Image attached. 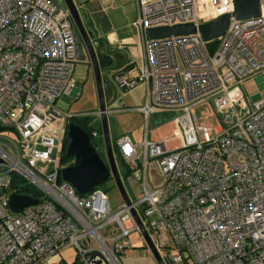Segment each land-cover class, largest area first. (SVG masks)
Instances as JSON below:
<instances>
[{
    "label": "built area",
    "instance_id": "1",
    "mask_svg": "<svg viewBox=\"0 0 264 264\" xmlns=\"http://www.w3.org/2000/svg\"><path fill=\"white\" fill-rule=\"evenodd\" d=\"M232 8V0H136L142 63L138 74L119 71L115 78L125 89L145 84L138 107L144 136L137 141L124 132L114 142L128 170L125 181L137 180L141 195L113 206L100 184L80 194L60 174L74 113L53 100L77 85L78 33L70 10L55 0H0V125L6 127L0 130V264H46L69 245L77 264H123L127 236L140 230L134 211L172 263L264 264V96L250 100L242 86L244 78L264 74V0L259 16L232 17L212 50V39L199 31L146 34L151 26L198 24ZM202 102L212 104L216 124L204 111L199 121L193 108ZM157 114L177 121L182 145L169 148L165 139L149 137ZM91 135L103 137L96 128ZM38 159L52 163L48 171ZM151 162L159 184L149 174ZM13 174L43 193L19 212L7 204Z\"/></svg>",
    "mask_w": 264,
    "mask_h": 264
},
{
    "label": "water",
    "instance_id": "2",
    "mask_svg": "<svg viewBox=\"0 0 264 264\" xmlns=\"http://www.w3.org/2000/svg\"><path fill=\"white\" fill-rule=\"evenodd\" d=\"M59 5H65L71 13L72 20L77 29V48L79 61L85 62L88 69L92 70L96 83L98 95L97 113L100 118L101 132L104 141V149L107 160L100 155L90 139L89 133L77 123L70 121L67 124L65 144L66 155L74 156L71 164H67L60 169L61 177L69 181L78 193L84 194L96 185L112 178L117 186L122 198L129 202V197L125 190L120 174L118 172L116 160L113 153L109 128L107 123L106 100L111 95V82L107 74L114 65H120L116 58L122 57L121 53L113 52L101 40L95 37L91 26L88 27L81 16V10L74 0H55ZM262 0H232L233 8L229 12L222 13L208 20L196 24L193 21L176 22L172 24H162L148 27L147 37H165L194 33L199 31L204 39H215L224 34L232 17L245 19L257 17L261 13ZM115 74L112 73V75ZM57 99L53 100V104ZM52 115H59L53 107L48 109ZM39 198L32 194L18 193L12 191L7 199V204L12 212H19L29 204L37 203ZM134 216L139 224L140 230L145 238L146 244L158 264H165L159 252L155 249L151 239L137 213Z\"/></svg>",
    "mask_w": 264,
    "mask_h": 264
},
{
    "label": "rangeland",
    "instance_id": "3",
    "mask_svg": "<svg viewBox=\"0 0 264 264\" xmlns=\"http://www.w3.org/2000/svg\"><path fill=\"white\" fill-rule=\"evenodd\" d=\"M114 66L110 70L108 78L111 82V95L105 104L109 111L106 112L107 123L109 128L110 138H113L123 132L131 134L134 140L140 141L144 136V116L141 111L138 110L139 106H142L145 100L146 86L144 83H139L130 88H123L118 85L115 78ZM139 67L136 66L130 74H138ZM74 78L77 80V85L73 88L70 94L64 95L58 98L56 104L62 108L69 110L70 113L77 114H90L95 116V120L101 127L100 118L97 113L99 106L98 95L96 90V83L92 70L88 69V65L85 62L77 61L75 63ZM242 86L247 97L252 100L264 96V74L259 72L257 74L246 77L242 80ZM194 111L199 116V121L203 120L204 111L206 113V119L212 124L218 122V117L214 111V108L210 102H202L194 106ZM151 130L149 137L152 140L165 139V144L169 148L182 145V139L178 136V124L174 118L162 121L161 116H152ZM11 134H14L11 132ZM100 151L107 160L105 149L102 144H99ZM115 160L120 175L122 174V165L118 158L117 150L114 147ZM74 159V156L66 155V149H64V157L62 164L66 165ZM38 167L43 171H48L52 163L41 159L36 161ZM149 174L155 184H159L162 181V176L158 172L154 162L150 163ZM124 186L127 190L129 198L136 200L141 195V185L137 180L125 181ZM100 187L106 189L108 196L115 206L121 201V194L115 185L112 178L103 182ZM126 226H132L131 219L124 220ZM131 246H129L122 254L127 257L130 264H158L151 254L145 238L139 229H133L128 234ZM163 253V252H162ZM165 264H182L172 263L168 257H164ZM76 260V249L73 245L66 246L60 252H56L50 255L45 263L46 264H69ZM123 264H126L122 261Z\"/></svg>",
    "mask_w": 264,
    "mask_h": 264
},
{
    "label": "crops",
    "instance_id": "4",
    "mask_svg": "<svg viewBox=\"0 0 264 264\" xmlns=\"http://www.w3.org/2000/svg\"><path fill=\"white\" fill-rule=\"evenodd\" d=\"M74 2L81 10L84 22L88 27H92L95 37L113 52L122 54L121 59L116 58V62L121 61V64L114 65V72L125 71L129 75H134L130 72L136 66L140 68L143 59V36L134 23L136 0H74ZM123 262L130 264L126 256Z\"/></svg>",
    "mask_w": 264,
    "mask_h": 264
},
{
    "label": "trees",
    "instance_id": "5",
    "mask_svg": "<svg viewBox=\"0 0 264 264\" xmlns=\"http://www.w3.org/2000/svg\"><path fill=\"white\" fill-rule=\"evenodd\" d=\"M218 42H219V39L218 38H215V39L210 40L209 41V47H210V49L211 50L214 49V47H216V45L218 44ZM156 116H160V114H157ZM161 117H162V121H165L167 119H170L167 116H161ZM70 121H73V122L77 123L78 125H80L81 127H83L89 133L91 142L96 147V149L98 150V152L100 153V155L103 157V155H102V153H101V151L99 149L100 147L97 146L98 142H100L99 144H102L101 140H103V137L102 138H94L91 135L92 130L95 129V128L98 129V131L100 133H102L101 132V127L99 126V124L95 120V116L94 115H90V114H80V113L77 114V113H74L70 117ZM3 129H6V127L0 125V130H3ZM114 138H113V140L111 139L113 153H114V147L116 148L115 142H114ZM64 149H66V144H64V147H63V150H62L61 161H63ZM117 154H118V158H119V160L121 162V165H122V174L120 176H121L122 180H125V178H126V176L128 174V170H127V167L124 164L122 158L120 157L118 151H117ZM114 157H115V154H114ZM72 161H70L67 164H71ZM119 174H120V172H119ZM60 178L61 177H59V179ZM10 187L12 189H14V191H16L18 193H27V194H33L35 196H39L41 198L43 197V193L40 190H38L33 184L27 182L24 178L18 176L17 174H13L12 175V181H11ZM69 264H77V262L75 260V261H73L72 263H69Z\"/></svg>",
    "mask_w": 264,
    "mask_h": 264
},
{
    "label": "flooded vegetation",
    "instance_id": "6",
    "mask_svg": "<svg viewBox=\"0 0 264 264\" xmlns=\"http://www.w3.org/2000/svg\"><path fill=\"white\" fill-rule=\"evenodd\" d=\"M98 146V145H97Z\"/></svg>",
    "mask_w": 264,
    "mask_h": 264
}]
</instances>
